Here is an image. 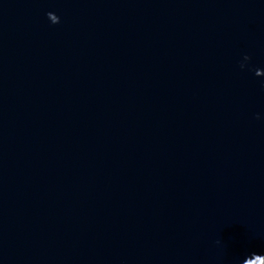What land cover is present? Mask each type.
Segmentation results:
<instances>
[{
	"label": "water",
	"instance_id": "water-1",
	"mask_svg": "<svg viewBox=\"0 0 264 264\" xmlns=\"http://www.w3.org/2000/svg\"><path fill=\"white\" fill-rule=\"evenodd\" d=\"M0 264H264V0H0Z\"/></svg>",
	"mask_w": 264,
	"mask_h": 264
}]
</instances>
